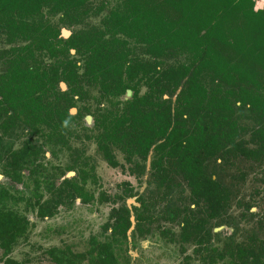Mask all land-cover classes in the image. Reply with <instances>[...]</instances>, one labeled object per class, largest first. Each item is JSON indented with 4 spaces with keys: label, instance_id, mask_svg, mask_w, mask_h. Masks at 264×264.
Here are the masks:
<instances>
[{
    "label": "flooded vegetation",
    "instance_id": "af4514ba",
    "mask_svg": "<svg viewBox=\"0 0 264 264\" xmlns=\"http://www.w3.org/2000/svg\"><path fill=\"white\" fill-rule=\"evenodd\" d=\"M125 1L93 0L88 13L74 16L78 21L60 23L55 39L68 41L77 34L85 45L88 33L103 31L108 40L113 37L126 41L118 43L117 49L130 48L137 55L140 48L134 38L121 31L114 35L106 31V27L111 28L106 22L108 12L123 9ZM257 1L260 0H254V8L264 10V3L260 7ZM61 16L58 12L46 17L55 24ZM6 18V10L0 12V212L24 215L29 227L10 251L0 247L1 264L8 259L29 264L28 258L11 256L21 240H28L33 226L29 212L46 220L77 203L88 205L94 200L118 204L111 206L99 233L88 237L84 249L75 251L67 244L46 248L55 264H59L57 257H67L66 249L76 254L79 264L91 259L102 264L106 257L113 260L112 264H136L137 260L148 264L138 249L148 248L145 246L151 243L153 233H158L154 245L159 247L152 245L149 250L155 247L177 255L176 264H264L263 159L247 156L241 149L233 156L228 143L211 157L202 159L201 151L200 170L213 183H208V193L200 188L194 196L182 173L170 165L174 160L154 150L164 138L151 144L145 155L135 142L133 132L141 125L135 123L136 115L126 107L136 94L131 87L136 77H91L85 47L83 52H77L75 47L63 44L58 47L67 49L63 54L67 61L57 63L67 67L70 75L52 76L54 56L47 54L44 47L30 44V35L7 29ZM126 84L131 86L116 93ZM137 88L138 96L149 91L143 82ZM181 88L182 85L172 96L155 94L153 100L160 101L162 107L163 101L170 99L174 107ZM147 99L152 98L148 95ZM233 106L239 138L247 140L243 148L259 147L251 138L261 128L256 124L263 119L240 102ZM150 107L148 103L145 108L150 111ZM245 112L250 113L252 125L242 124ZM124 116L129 119L124 120ZM146 129L150 131V125ZM90 147L110 167L118 168L123 179L116 193L107 194L102 189L96 193V160L88 152ZM157 161L160 168L155 165ZM164 176L167 180H162ZM216 182L222 189L218 214L214 213ZM120 215H125L129 223L123 233L118 228L114 233L113 226ZM225 229L229 232H223ZM165 245L172 248L168 250ZM94 246L96 254L92 255ZM61 251L66 252L65 256Z\"/></svg>",
    "mask_w": 264,
    "mask_h": 264
},
{
    "label": "trees",
    "instance_id": "16d2710c",
    "mask_svg": "<svg viewBox=\"0 0 264 264\" xmlns=\"http://www.w3.org/2000/svg\"><path fill=\"white\" fill-rule=\"evenodd\" d=\"M92 1L0 0V12H7V29L30 35V44L40 45L54 56L56 65L52 76L70 75L67 67L57 63L67 61L63 57L67 49L58 47L63 44L75 47L77 52H83L85 47L86 68L91 77H136L133 86L126 84L116 90L121 93L129 86L135 89L136 94L126 107L131 115H136L135 123L141 125V129L133 132L135 142L145 155L151 144L164 138L154 150L174 160L170 165L182 173L194 196L200 188L208 193V183H213L203 175L199 162L215 155L227 143L233 156L237 155L235 151L243 150L247 156L264 160V94L259 93L264 92V10L254 8V0H126L123 9L108 12L106 22L111 28L106 27V31L113 35L121 31L134 38L140 48L138 56L130 48L117 49L118 43L126 41L113 37L108 40L103 31L88 33L85 45L80 43L82 39L77 34L68 41L55 39L60 23L78 21L74 16L88 13ZM58 12L62 16L55 24L51 23L46 16ZM95 61L102 63L96 65ZM60 67H64L61 72ZM118 82L122 84L121 80ZM140 82L149 91L138 96ZM180 85L174 107L170 99L164 100L162 107L160 101L153 100L155 94L172 96ZM237 102L250 107L263 119L256 124L261 128L251 138L259 147L243 148L242 143L247 140L239 138L233 118V105ZM148 103L150 111L145 108ZM148 125L150 131L146 129ZM204 126L209 129L205 130ZM155 165L160 168L158 161ZM162 180H167L166 176ZM213 192L214 213L218 214L222 189L217 182ZM119 217L118 224L113 226L114 233L116 228L123 233L129 223L125 215ZM186 223L191 227L190 222ZM28 227L24 215L0 212V247L10 251ZM94 248L92 255L96 254ZM61 252L64 256L67 252V257H57L59 264H79L76 254L69 249ZM112 262L110 257L102 260V264ZM99 263L100 260L91 259L87 264ZM5 264L18 263L8 259Z\"/></svg>",
    "mask_w": 264,
    "mask_h": 264
},
{
    "label": "rangeland",
    "instance_id": "374dc122",
    "mask_svg": "<svg viewBox=\"0 0 264 264\" xmlns=\"http://www.w3.org/2000/svg\"><path fill=\"white\" fill-rule=\"evenodd\" d=\"M257 2L255 3L261 7L264 0ZM98 19L99 17L94 18V20ZM245 115L242 124L252 125L253 122L249 118L250 113L245 112ZM88 152L96 160L97 184L94 185L96 193L100 189L105 190L107 194L116 193L118 184L123 179L119 174L118 168L110 167L101 156L95 154L93 147H90ZM115 204L99 201L96 203L95 200L94 203H88V205L77 203L70 210H62L46 220H40L36 218L35 213L29 212L28 216L33 226L30 228L28 240H21L13 248L11 256L19 259L28 258L29 264H55L46 253V248L51 246L62 247L67 244L72 246L75 251L84 249V244L88 237L91 234L99 233L101 224L105 222L111 206ZM223 232L228 233L229 230L225 229ZM156 238H158V233H153L151 238H149L151 243L145 246L148 248L138 249L140 256L144 255L143 259H148V264H176L177 255H171L169 252L165 253L163 250L155 248L159 247L154 245L155 242H158ZM152 245L155 247L151 248L150 250L152 251L150 252L149 248ZM166 247L168 250L172 248L170 246ZM139 261L137 260L136 264H142Z\"/></svg>",
    "mask_w": 264,
    "mask_h": 264
}]
</instances>
